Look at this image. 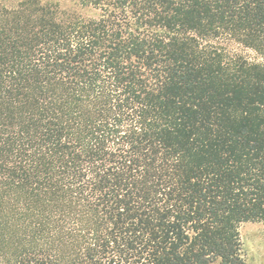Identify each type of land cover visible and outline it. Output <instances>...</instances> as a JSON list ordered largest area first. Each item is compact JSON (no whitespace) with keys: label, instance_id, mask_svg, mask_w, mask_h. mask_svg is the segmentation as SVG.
Returning <instances> with one entry per match:
<instances>
[{"label":"trees","instance_id":"1","mask_svg":"<svg viewBox=\"0 0 264 264\" xmlns=\"http://www.w3.org/2000/svg\"><path fill=\"white\" fill-rule=\"evenodd\" d=\"M76 1L0 0V264H247L264 0Z\"/></svg>","mask_w":264,"mask_h":264},{"label":"rangeland","instance_id":"2","mask_svg":"<svg viewBox=\"0 0 264 264\" xmlns=\"http://www.w3.org/2000/svg\"><path fill=\"white\" fill-rule=\"evenodd\" d=\"M16 3L19 0H10ZM59 3L68 9H78L76 0H43ZM93 14L92 12H85ZM241 239L247 264H264V223H245L240 228Z\"/></svg>","mask_w":264,"mask_h":264}]
</instances>
